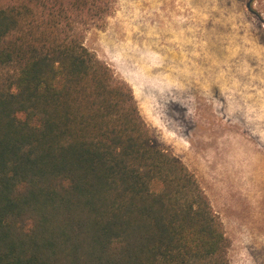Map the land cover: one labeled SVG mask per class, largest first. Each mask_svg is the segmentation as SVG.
I'll return each instance as SVG.
<instances>
[{
  "label": "trees",
  "instance_id": "obj_1",
  "mask_svg": "<svg viewBox=\"0 0 264 264\" xmlns=\"http://www.w3.org/2000/svg\"><path fill=\"white\" fill-rule=\"evenodd\" d=\"M97 7H0V264H230L197 177L80 38Z\"/></svg>",
  "mask_w": 264,
  "mask_h": 264
},
{
  "label": "rangeland",
  "instance_id": "obj_2",
  "mask_svg": "<svg viewBox=\"0 0 264 264\" xmlns=\"http://www.w3.org/2000/svg\"><path fill=\"white\" fill-rule=\"evenodd\" d=\"M94 5L97 15L75 18L84 45L195 174L223 222L230 264H264V0Z\"/></svg>",
  "mask_w": 264,
  "mask_h": 264
}]
</instances>
